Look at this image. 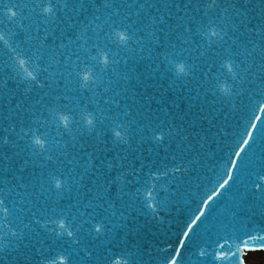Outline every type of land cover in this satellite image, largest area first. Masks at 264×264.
Wrapping results in <instances>:
<instances>
[{
	"label": "water",
	"instance_id": "obj_1",
	"mask_svg": "<svg viewBox=\"0 0 264 264\" xmlns=\"http://www.w3.org/2000/svg\"><path fill=\"white\" fill-rule=\"evenodd\" d=\"M14 2L26 5L23 20L11 23L0 16V34L7 41L0 40V198L6 199L10 209L9 227L23 235L4 239L0 264H40L57 253H63L68 264H94L98 256L107 259L113 253L130 262L165 264L175 254L201 197L210 193L217 180L227 178V162L238 150L242 133L256 115L264 119L258 111L264 103V41L255 31L264 25V0H216L218 6L212 7H206L212 0H52L57 9L47 17L36 7L41 0ZM106 2L111 5L107 9L101 7ZM79 4L86 10L78 11ZM184 4L189 7L184 8ZM97 16L99 20L94 19ZM113 24L119 26L117 30L126 26L133 40L139 41L129 43L132 52L108 41L106 33L110 34ZM97 25L103 29L99 40ZM210 26L227 31L224 48L230 52L216 45L208 48V38L199 32ZM45 33L50 38L41 49L38 40ZM78 33L84 38L69 44ZM61 41L68 47L60 48ZM95 43L106 44L110 58L119 63L102 73V65L91 59L97 56ZM52 48L56 51L50 59ZM222 59L239 66L234 68L238 72L235 79L220 67ZM21 60L25 61L23 67ZM181 64L187 75L177 74ZM89 65L95 66L93 71L105 83L119 81L115 91L120 96L108 93L119 101V107L102 103L100 107L111 108L109 115L120 113L117 123L128 126L129 143L115 141L114 133L108 131L114 127L111 121L93 132L73 123L68 133L63 129L58 132L49 116L53 108L69 115L85 105L89 110L96 108L90 103L93 92L79 88L75 74ZM217 85L228 88L230 94L221 92ZM94 90L102 92L103 88ZM133 93L134 99H125ZM257 123L255 140L242 153L235 179L190 234L177 264H244V252L264 251L260 239L264 237V218L247 212L233 215L241 194L253 199L251 185L257 174L264 172V123ZM117 130L125 135L124 130ZM153 131H162L164 140L153 141ZM33 132L47 134L50 141L58 143H51L49 152L36 155L31 147ZM177 143L185 147L173 161ZM176 163H182L187 171L159 179L149 175L162 173ZM5 166L10 171L5 172ZM50 173L62 181L63 190L55 188ZM101 174L103 188L97 190L94 185ZM7 189L12 191L6 195ZM148 190L154 202H159L155 213L146 206ZM29 208L48 209L41 217L44 227L35 223L23 227L19 217L24 216V223H28L31 216L20 209ZM3 216L0 212V225ZM61 217L68 218L66 226L71 221L69 230L74 237L56 236L58 224L50 220ZM95 224L101 225L99 235L90 231ZM224 239L228 243L219 249L216 241L224 243ZM202 249L207 253L203 257L199 255ZM217 251L228 255L222 261L215 260ZM245 262L249 264L248 255Z\"/></svg>",
	"mask_w": 264,
	"mask_h": 264
},
{
	"label": "snow or ice",
	"instance_id": "obj_2",
	"mask_svg": "<svg viewBox=\"0 0 264 264\" xmlns=\"http://www.w3.org/2000/svg\"><path fill=\"white\" fill-rule=\"evenodd\" d=\"M111 5L109 3H104L101 5V7L107 9ZM212 6H218L216 5V0H212L211 5H206V7H212ZM23 7H26V5H22L21 3L14 2V0H0V16L3 17L4 21L11 22V23H20V21L23 20L22 15V9ZM36 7L40 9V14L47 17L49 15H52L54 11L57 9V5L52 3V0H41L40 3L36 4ZM63 7L67 8L68 5L65 3ZM149 7H152V5H149ZM184 8H188L189 4H184ZM231 7H235V5H231ZM85 7L83 4L78 5V11H85ZM19 18V20H18ZM94 19L99 20L100 17H94ZM71 25H69L70 27ZM110 34L106 33L107 39L110 43H115L118 47H123L124 49H127L129 52H132V49L129 48V43H139L138 40H133V34L130 33L125 26L123 30H117L119 26L116 25H110ZM97 28L100 29V31H97L95 33L97 40L100 39V32L103 31V29L100 28L99 25H97ZM188 29H186L187 31ZM235 31V29H233ZM256 34L261 37V40L264 41V25L259 27L255 30ZM149 35H152V33H149ZM199 35L203 37H207L209 40L208 48L212 49L213 45H216L218 49H223L224 52H230L231 49L224 48V45L228 43V41L225 39V36L227 35V31L225 29H218L216 27H207L204 28L203 31L199 32ZM50 36L48 33H45V35L38 40V47L44 48L46 42L49 40ZM83 34L78 33L76 35V40L69 39V44L75 43L78 40L83 39ZM216 38V39H212ZM0 40H4L5 44H7V41L5 40L4 36L0 34ZM251 43V41H249ZM88 41L85 40V44H87ZM233 45H236V41H232ZM60 48H66L68 45L64 44L63 41H61V44L59 46ZM81 48L84 47V45H80ZM97 49V56L91 57V59L96 60L98 64L102 65L101 72H106L109 66L116 65L119 63V61L110 58L109 51L107 48V45H101L99 43H95L93 45ZM56 51L55 48H52L49 50V58H53V53ZM87 51V49H85ZM140 51H143V48L140 49ZM261 51L264 52V44L261 45ZM217 52H213V55H217ZM100 57H103L101 60ZM167 58V57H166ZM141 60L144 59L143 56L140 57ZM77 60H79V56H77ZM55 63H58L59 61L57 59L54 60ZM20 66L23 67L25 61L21 60ZM83 63V62H81ZM169 63H173L172 61H169ZM66 68H70L71 65L65 64ZM79 67V65H77ZM94 65H89L84 69H81L79 71H75V74L78 78V85L79 88L85 89L88 91L93 92V99L90 101L91 104L96 105V108L89 110L88 105L83 106L78 112L75 113V115H69L64 114L60 109H50L49 116L51 117L52 121L55 122L57 131L59 132L61 129L64 131L71 133L72 128L70 127L71 124L77 123L82 128L86 129L89 132L96 131L98 126H104L106 121H111L114 127L109 128L108 131H111L114 133V139L116 142L119 143H129L130 136L127 134V125L124 123H117L120 113H114L112 115H109L108 113H112L111 108H102L100 107L101 103L105 106L109 104H115L117 107H119V101L113 99L112 97L108 96L109 92H115V96H120L119 91H115V85L119 84L118 80H108L106 83L105 81L95 74L93 71ZM221 68H226L227 73L231 75L233 79H235L238 76V72L234 71V68H238V65H234L230 59L221 60L220 63ZM185 66L181 64L177 69V74H183L187 75L185 72ZM46 70V69H45ZM261 71H264V65H261ZM73 74L72 71H69L68 75L71 76ZM113 74L117 77L120 76V73L117 72L115 69H113ZM62 75V74H60ZM29 78L32 81H36V77L33 76L31 73H28ZM124 79H128V77H124ZM219 78L217 77V80ZM71 81H69L70 83ZM40 87H44V84H40ZM51 87V85H48ZM103 88L102 92H97L94 89ZM219 87V90L226 95L230 94V90L228 88L222 87L220 85H217ZM125 92L128 91L127 88L124 89ZM57 99H60V97H56ZM135 93H133L132 97H125V99H134ZM259 113L264 114V103L259 104L258 108ZM123 115H128V113L125 111ZM78 116L79 120H76L75 117ZM264 123V119L260 115H256L252 122L247 127V130L242 133V139L239 142L238 150H234L230 155L231 159L227 162V170H226V177L225 179L217 180L216 184L213 186L210 193H206L204 197H201L200 204L198 207L193 211L192 215L189 218V221L185 224V228L182 232V236L178 241V246L175 249V254L169 257L165 264H177L178 258L181 257V250L186 246V241L190 239V234L194 232L195 227H198L200 223H203V218L207 216V210L212 206L213 203L221 196L223 195L222 190H225L227 187L230 186V182L235 179V170L239 167L238 161L241 158V155L243 152L247 151L248 148H250L255 140V133L258 130V123ZM45 125H47V118L45 119ZM117 129H122L125 131V135H121V131H118ZM139 134V133H138ZM25 135H28V133H25ZM101 135L100 132H97V136L99 137ZM182 140L186 139V137L181 138ZM152 140L155 142H162L164 140V133L161 131L159 134H157L155 131L152 133ZM7 143V141H5ZM51 143H58V141H50L47 134H43L41 136H37L34 132L31 136V147L36 155H42L46 152H49L50 144ZM169 146H171V141L169 142ZM176 153H174L171 157L173 161H176L178 156H181L184 151V145L182 143L176 144ZM66 154V153H65ZM49 160L51 159V156L49 155L47 157ZM7 157H5V160ZM126 159V157H125ZM110 167H112L110 165ZM143 167V165H141ZM5 172L10 171V169L5 166L4 168ZM133 172L136 170L133 169ZM187 171L186 168L182 166V163H176L172 168H165V170L161 173L159 171L152 172L149 175L154 176L156 179H159L161 175L168 176L170 173L175 175L177 173L185 172ZM50 181L54 182L55 188L57 190H63L62 181L58 179L55 175L49 174ZM117 179H120L118 177ZM98 182L96 185H94L97 190H100L103 188V184L99 181L103 180V174L97 178ZM108 184H113L115 181H108ZM251 189L253 192V199L249 200L246 194H241L240 200L235 204V212L233 213L234 218L236 215H238L240 212H247L251 215L258 214L261 218H264V172L258 173L256 176V180L252 183ZM166 190V189H165ZM12 191V189H7L6 195L9 194ZM106 191V189H105ZM123 191V188L118 189V195ZM137 193L140 192V189H136ZM155 198L152 195L151 190H148V195L146 198V206L151 209L154 213L157 211V205L159 202H154ZM20 211H27L30 213L31 219L28 223H24L25 217L20 216L19 219L21 223H23L24 228H28L30 223H35L37 225H40L41 227H44V225L41 224V217L48 211L47 208H43L39 211H33L31 208L29 209H20ZM0 212L4 214L3 216V224L0 225V245L3 244L4 239L7 236L16 237L18 235L22 236V233H19L17 231H13L9 225L11 224V221L8 220V216L11 214L10 209L6 206V199L0 198ZM81 215H84V213H81ZM76 217L73 216V220H75ZM68 220L67 217H61L58 219L50 220L51 223L58 224L59 231H56L55 234L59 238L63 235H67L68 237H74V232L69 230L72 227L71 221L67 223ZM84 223H91V221H84ZM4 229H7V231H4ZM94 230L97 235L101 232V225L95 224L92 226V229L90 231ZM264 230V229H262ZM248 236V239H255L251 236V234H246ZM262 241H264V237L260 238ZM219 249H224L225 245L228 243V239H224V243H220L219 240L216 241ZM201 257L207 255V253L202 249L199 253ZM228 253L223 251H217L215 253L214 259L215 260H223ZM235 255V253H233ZM91 256V254H89ZM40 264H68L67 257L63 253H57L54 256L45 257L40 261ZM94 264H143L142 261L138 260L135 262H130L127 259H123L122 254L113 253L111 254L107 259H104L102 257H97ZM241 264L243 262L241 261Z\"/></svg>",
	"mask_w": 264,
	"mask_h": 264
},
{
	"label": "rangeland",
	"instance_id": "obj_3",
	"mask_svg": "<svg viewBox=\"0 0 264 264\" xmlns=\"http://www.w3.org/2000/svg\"><path fill=\"white\" fill-rule=\"evenodd\" d=\"M248 262L249 264H264V258L260 254H249Z\"/></svg>",
	"mask_w": 264,
	"mask_h": 264
},
{
	"label": "bare ground",
	"instance_id": "obj_4",
	"mask_svg": "<svg viewBox=\"0 0 264 264\" xmlns=\"http://www.w3.org/2000/svg\"><path fill=\"white\" fill-rule=\"evenodd\" d=\"M258 254L262 255V257L264 258V254H263V253H258ZM258 254H257V255H258Z\"/></svg>",
	"mask_w": 264,
	"mask_h": 264
}]
</instances>
